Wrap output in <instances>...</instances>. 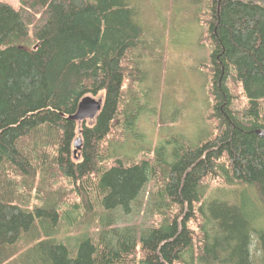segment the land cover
I'll list each match as a JSON object with an SVG mask.
<instances>
[{
	"label": "trees",
	"instance_id": "16d2710c",
	"mask_svg": "<svg viewBox=\"0 0 264 264\" xmlns=\"http://www.w3.org/2000/svg\"><path fill=\"white\" fill-rule=\"evenodd\" d=\"M191 1L211 10L219 125L153 158L139 121L166 53L139 0L0 2V264H254V241L264 261V0ZM87 96L102 110L79 125L69 118ZM217 179L260 205L206 200ZM152 182L158 220L118 226Z\"/></svg>",
	"mask_w": 264,
	"mask_h": 264
},
{
	"label": "rangeland",
	"instance_id": "374dc122",
	"mask_svg": "<svg viewBox=\"0 0 264 264\" xmlns=\"http://www.w3.org/2000/svg\"><path fill=\"white\" fill-rule=\"evenodd\" d=\"M0 2L17 11L22 7L21 0ZM139 5L143 25L151 30L155 39L160 40L159 48L164 49L166 53V65L159 70V78L147 82V87L153 86V82L156 87L152 97H144V104L152 114H142L139 121L140 131L153 148L148 156L153 158V150L157 145H164L167 155H170L179 149L180 139L191 145H201L216 135L219 119L215 116V100L211 94V10L208 2L197 5L191 0H139ZM228 86L235 108L244 107L247 98L242 87L232 82L228 83ZM96 99L103 102L101 97ZM139 158L142 159L141 154ZM155 190V183H150L141 195L137 210L134 209L129 216L121 215L117 225L138 229L151 227L153 221L158 220L147 211ZM240 193L246 194L245 199L250 206H255L258 201L260 205L256 190L241 186L237 192L235 188L226 186L221 179L210 181L205 199L217 198L237 202ZM120 214L118 212V215ZM61 230L64 233L67 231L64 227ZM251 253L254 264H264L256 241L251 246Z\"/></svg>",
	"mask_w": 264,
	"mask_h": 264
},
{
	"label": "water",
	"instance_id": "95a60500",
	"mask_svg": "<svg viewBox=\"0 0 264 264\" xmlns=\"http://www.w3.org/2000/svg\"><path fill=\"white\" fill-rule=\"evenodd\" d=\"M102 101H97L96 98L86 97L79 106L76 115L70 117V120L82 125L85 122H93L102 110ZM82 142L78 139L75 143V155L78 157L81 155Z\"/></svg>",
	"mask_w": 264,
	"mask_h": 264
},
{
	"label": "bare ground",
	"instance_id": "6f19581e",
	"mask_svg": "<svg viewBox=\"0 0 264 264\" xmlns=\"http://www.w3.org/2000/svg\"><path fill=\"white\" fill-rule=\"evenodd\" d=\"M150 32H151V30H149ZM24 49H26V50H29L27 47H25ZM212 64H213V59H212ZM213 68V67H212ZM213 79H214V77H213ZM212 79V80H213ZM87 97H92V98H94L93 96H87ZM84 100V99H83ZM78 112V111H77ZM76 115V114H75ZM252 190H254V189H252Z\"/></svg>",
	"mask_w": 264,
	"mask_h": 264
}]
</instances>
